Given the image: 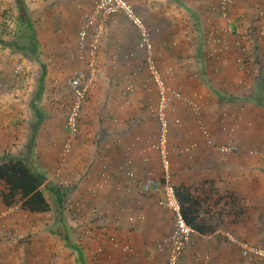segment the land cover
Wrapping results in <instances>:
<instances>
[{
  "label": "crops",
  "instance_id": "1",
  "mask_svg": "<svg viewBox=\"0 0 264 264\" xmlns=\"http://www.w3.org/2000/svg\"><path fill=\"white\" fill-rule=\"evenodd\" d=\"M12 1V9L4 4L1 12L4 16L0 17L1 20H7V16H10L8 12H13L16 24L17 9ZM130 1L151 31L155 44L154 59L163 77L183 95L182 99H173L169 110L172 124L168 154L172 183L192 186V192L197 197L206 192L204 190L207 188L195 189L196 186L203 182L205 184L206 179L215 180L219 191L215 194L207 192L211 194V200L216 194L233 193L240 196L243 211L238 214L237 222L227 219L224 225H218L215 219L218 213H215L208 222L212 232H193V240L200 242L222 238L219 242L223 252L218 253V264H234V260L240 255L238 248L230 243L226 244L222 236L233 231L235 236H245L240 227V224L246 223L245 197L247 191H254L252 187H246L245 177L251 175L250 170L259 169L253 160L259 161V154L253 148H246L245 145H251L252 142L245 136L248 133L246 126L249 124H253V129H258L259 132L264 127V107L250 100L264 66V0H232L228 16H224L221 11L219 0ZM96 2L97 0H27L41 48L51 49V52L54 49L72 48L73 54L77 55L75 58L78 69L90 70V77L87 75L95 86L87 96L80 131L68 152L65 151L68 134L61 143L60 151L61 147L57 148L59 141L52 129L42 128L41 124L50 127L43 120H48V112L51 111L49 108L39 107L35 96L30 101L36 114V122L30 135L28 153L32 155L34 148L35 153L41 156L40 159L44 158L47 162L45 169L48 174L52 171L53 177L63 170L67 177L76 178L78 188L75 191L70 190L63 182L61 184L67 190V203L78 204V207H82L89 198L84 196L87 192L83 188V181H79L80 178H98L93 186V203L100 211L96 222L103 228L107 227V231L98 227L100 235H105L101 242L103 246H97L102 250H95V255L103 258H100L101 264L114 262L111 258L118 250L123 254V262L116 260V264H153L155 258L164 254L159 249V244L170 235L174 218L171 211L159 205L162 192L155 190L145 194L136 183L139 180L143 185L152 175L158 178L164 174L158 149L159 137L156 138V134L151 138L150 134L152 129L155 132L159 130L158 122L151 112V106L158 104L159 92L156 85L152 84L151 88L148 84L150 72L146 54L139 47L140 33L122 13L115 14L105 24L94 62L88 57H80L79 30ZM256 33L259 38L254 40ZM238 42L247 49L246 53L249 55L243 66L238 65L239 56H244ZM223 44V49L217 54L215 50ZM65 54L64 52L61 56ZM44 62L47 66L45 73L41 69L38 91H42L49 76L48 63L43 61L42 64ZM257 66H260V70ZM190 100L198 105L199 113L194 112L188 102ZM99 114L101 121L98 119ZM177 119L180 123L175 122ZM202 126L209 130V137L203 135ZM231 134L237 144L240 141L242 145L238 144L239 152H219L216 146L226 143ZM244 138L248 142H244ZM12 152L7 154L1 151L0 156H21ZM56 161H60L58 168ZM223 205L225 204H214L213 208L220 209ZM255 208L262 209L257 205ZM72 215L66 207L63 222L72 229L70 236L74 239L76 231H73L70 224ZM139 216L144 219L136 220ZM54 221L58 226L48 236L45 251L35 253L34 264H75L74 260L78 264L77 255L73 256L72 262L70 254L64 255V258L49 243L54 240L52 236L59 235L55 233L60 226L56 216ZM219 235L220 238L217 237ZM111 236L115 237L118 245L119 241L125 243L114 245L110 240ZM57 237L63 240L60 235ZM129 240L133 244V252L127 253L122 246L129 243ZM194 244L196 245L195 242ZM14 251L16 250L5 251L0 255L9 258L11 254L14 255ZM39 255L46 260L40 259ZM86 255L84 252L85 264H90ZM186 257L189 264H210L206 260H193L191 255Z\"/></svg>",
  "mask_w": 264,
  "mask_h": 264
},
{
  "label": "rangeland",
  "instance_id": "2",
  "mask_svg": "<svg viewBox=\"0 0 264 264\" xmlns=\"http://www.w3.org/2000/svg\"><path fill=\"white\" fill-rule=\"evenodd\" d=\"M4 4L7 5L8 8L12 9L11 0H6V2L4 3L2 0H0V15L2 16H4V13L3 14L1 13L3 11ZM8 14L10 16H7L8 17L7 20H1L0 17V37L6 38V37L15 36V33L18 29L16 24H14L13 12L12 14L11 12H8ZM71 49L72 48H68L64 50L54 49L53 52H51V49L41 48V52L44 53L45 55H41L40 59H38L40 60V62H38L33 60L32 58L25 57L21 53H16L14 51L12 52L10 49L3 48L2 46H0V98H2V101L0 100V143H1L0 152L2 151V153L6 152L7 154H9L8 152L13 151L12 153L17 154L18 156L21 155L19 157L22 158L31 156V160L40 163V165L43 167V169L47 174L48 181H51L53 183L57 182L56 184H60L64 186L63 184H61V182H63L66 185V187H68L72 191H75L78 188V183H76L75 181L76 178L67 177L66 171L63 170L58 171L55 177H53L54 175L52 176L51 174L52 171L48 174V172L45 169L47 162L43 160L44 158L40 159L41 156L35 153L34 148L32 150L34 151L32 155L28 153L29 151L28 144L31 138L30 135L33 132V128L35 126L34 123L36 122V114L33 108L31 107L30 101H32V99H34L35 96L37 97L38 100L37 103L39 107L42 108L46 107L49 108V110L51 111L48 112L49 114L48 120H45V118L43 117L44 118L43 121L44 122L47 121L50 124V127H45L43 126V124L41 125L42 128L44 129H48V130L52 129V133L56 136V139H58L60 144L57 146V148L61 147V143L63 142V139L67 134L66 133L67 119L75 101V98L72 95L71 87L69 85V80L74 75V73L77 70H79L77 64L78 61L75 58L77 57V55H74L73 54L74 51H71ZM64 52L66 53L65 56H61V54ZM42 60L48 63L49 76L43 86L42 91H38V87L40 83L39 76L42 69L41 64L43 63ZM259 67L260 66H257L256 68L259 69ZM84 71L90 77L91 74L89 73L90 70H84ZM251 71H253V69H251ZM51 75H53L54 77H52ZM59 76L62 77L64 76V77L59 78ZM151 88H153V86H151ZM86 99L83 103L81 114H83L84 104L86 102ZM11 100H13V102H10ZM98 119L99 121H101L100 114ZM246 127H247L246 131L248 133L246 134L245 137L248 140H250V142L252 143L251 145H249L248 143L245 146L246 148H250V149L253 148L255 152L259 154L258 155L260 158L259 161L253 159L256 167L259 169L250 170L249 172L251 175L245 177L246 187H252L254 191L251 193L250 192L248 193L247 191V197H245V200L247 202L246 203L247 205L244 208V218L246 223L240 224V227L242 228L245 236L240 237V235L237 234L236 235L239 236L240 238H238L235 235L234 236L239 240L247 241L254 246H258L264 249V208H263L264 207V127L260 129L261 135L258 129H253V124L251 125L249 124ZM250 129H253V131ZM39 130H37V133ZM150 134H151V138L157 134L156 138L159 137L160 139V130H157L155 132L152 129V133ZM243 141L248 142L247 140H245V138L243 139ZM238 144H240V141ZM216 148L218 147L216 146ZM167 149L169 151L168 143H167ZM61 150L62 147L60 148V151ZM179 154L181 155L182 152H179ZM3 158L4 157L0 158V161ZM56 162H58V166H57L58 168L60 166V161H56ZM61 176L63 179L61 178ZM87 179L89 180L88 184H87ZM81 180L83 181L84 184L83 188L87 192V194H85V192L83 191V193L85 194L84 196L86 198L87 197L89 198L86 199V202H84V205L80 207L78 211H73L77 213L70 216L72 218L70 219L71 220L70 224L74 228L73 231H76L74 232V239L79 245L82 246L84 252L87 253L86 256H88V261L90 262V264H101L102 263L101 259L103 258L97 257L95 255V250L97 249V246L99 245L103 246L101 242L105 238L104 237L105 235L101 236L99 233L100 230L98 229V227L100 225H98V222H96V218H99L98 216L100 211L98 210L97 206L94 205L93 203V199H94L93 186L95 185L94 181H97L98 178L95 179V178L83 177L80 178L79 181ZM211 203H213V201ZM255 205H257L258 207H262V209L255 208ZM224 207L225 206L223 205L222 209L218 211L219 216L218 215L215 216L216 223L218 225H224V220L220 218L223 216L222 211L225 210L223 209ZM54 218H55L54 209L48 213L30 214L16 207L10 209L5 208L3 203L0 202V254L5 253V251L7 252L13 249L16 250L14 251V255L11 254L9 258H3L4 256L2 257L0 255L2 257L0 258V264L3 263L5 264V262L6 264H34L35 253L37 252L43 253L45 251V245L48 240V236L51 234V231L55 229L56 226H58L55 225L56 224L55 221L53 222ZM140 219L142 220L144 218L139 216L136 220L140 221ZM226 219L228 218H225V220ZM233 221L237 222L238 217L236 219H233ZM100 228L103 227L100 226ZM103 229L107 231L106 226ZM234 232L235 231H233V233ZM57 236L59 235L55 234L54 236H52L54 240H51L49 243L51 244V246L56 247V249L58 250V254H61L63 257L64 255L70 254V261H71L73 259V256H76V254L65 245V241H63L60 237L58 238ZM98 236L101 239H99ZM167 237L168 236H166V238ZM217 237L220 238L221 235ZM222 237H224L226 244L230 243L232 246L234 245L226 236H222ZM219 241H222V238L215 241H209V239L205 240L204 242L196 241V245H195L192 243V237H191L189 244L185 247L183 251L182 254L183 258H181V264H189V261L187 260L186 257L188 255L189 256L191 255L192 259L193 260L196 259L198 262H200L201 260H206L210 264L212 263L218 264V260L220 259L218 253L223 252V248L220 246ZM124 243L122 241H119L118 246ZM129 243H131L130 240ZM129 243L126 242V244ZM130 245L132 246L133 244L131 243ZM118 248L121 249V247ZM214 250L217 253L213 252ZM237 250L240 255L234 260V264H260V263L264 264V259L244 258L241 255L240 249L238 248ZM119 251L120 250H118V252L115 253V256L111 258L112 260H114V262L111 263L108 262V264H112V263L116 264V260H118L121 263L123 262V260L121 259L123 254L122 252ZM39 256L40 259L44 261L46 260L45 258L42 257V255ZM164 257L165 254H162L160 258L158 259L155 258V260L152 263L163 264ZM223 261H225V258L223 259ZM74 263L76 264L75 260ZM126 263L124 262L123 264Z\"/></svg>",
  "mask_w": 264,
  "mask_h": 264
},
{
  "label": "built area",
  "instance_id": "3",
  "mask_svg": "<svg viewBox=\"0 0 264 264\" xmlns=\"http://www.w3.org/2000/svg\"><path fill=\"white\" fill-rule=\"evenodd\" d=\"M231 3L232 0H219V7L224 16H228ZM117 13L124 14L138 29L140 33L139 47L146 54L148 68L152 75V79L158 88L159 101L154 112L160 130L158 149L162 158L165 179L161 182L155 175H152L143 183L142 188L146 193L155 190L162 192L161 198L159 199V205L168 209L173 214L174 226L172 232L161 244H159V249L162 251L165 245L168 247V253L163 264H181L183 251L189 244L194 229L188 225L184 218L182 205L177 195L176 187L171 181V160L168 154L167 143L172 124L169 117V110L171 109L173 99H182L183 95L180 91L166 84L163 74L154 59L155 44L151 31L146 26L143 18L137 13L130 0H97L93 11L85 17V21L79 30L78 46L80 57L82 59L88 57L91 62H94L105 24ZM225 32H228V30L225 29ZM89 40L91 41L89 42ZM237 44L239 45V48H242L244 54V56L240 55L238 58V63L240 66H243L247 49L242 47L240 42ZM223 47L224 44L215 50V52L217 54L220 53ZM69 85L75 101L67 119L68 137L65 145L66 152L69 151L72 141L79 133L80 128L78 121L82 112L83 103L88 94L95 87L92 80L89 79L86 72L82 69H79L74 73L69 80ZM188 102L193 107L194 112L199 113L200 110L198 105L191 100ZM175 122L180 123V120L177 119ZM202 132L205 137L210 136L208 129L204 128V126H202ZM217 149L223 154L238 153L239 145L233 137L230 136L226 143L221 144ZM189 150L190 148L187 149V151ZM132 219L133 218H131V220ZM226 237L240 249L241 255L244 258L264 259L263 248L254 246L247 241L239 240L232 233H226ZM110 240L114 245H118L114 236H111ZM122 249L127 253L133 252V248L128 244L123 245ZM99 250L101 251L102 248H99Z\"/></svg>",
  "mask_w": 264,
  "mask_h": 264
},
{
  "label": "trees",
  "instance_id": "4",
  "mask_svg": "<svg viewBox=\"0 0 264 264\" xmlns=\"http://www.w3.org/2000/svg\"><path fill=\"white\" fill-rule=\"evenodd\" d=\"M12 4L14 8L17 9L16 24L18 29L15 33V36L6 38L0 37V46L3 48H8L12 52L14 51L16 53H21L25 57L32 58L33 60L40 62L38 59H40L41 55L45 54L41 52L42 44L39 40L36 27L30 15L27 0H13ZM258 36L259 35L256 33L254 40H257L259 38ZM248 58L249 55L246 54L245 60L243 61L244 65L247 63ZM238 65L240 66L239 63ZM41 68L45 73L46 64H42ZM263 70L264 68L261 70V73L259 72L260 78H258L257 88L255 93L250 96V100L255 101L257 104L264 107ZM148 84H150V86L152 84H154V86L156 85L152 79L151 73L149 74ZM166 84L170 86L167 82ZM156 107L157 105L151 106V112L156 121H158L154 112ZM40 117L42 116L40 115ZM81 117L82 114L80 115L78 121L79 128ZM231 136H233V134H231ZM158 179L163 182L165 179L164 174L160 176V178L158 177ZM137 186L139 189H141L143 186L139 180ZM175 187L182 205L183 215L186 222L195 231H198L202 234H208L212 232V227L208 223L209 218L222 209V207L220 209L212 208L215 202L216 204H225V207L223 208L225 210L222 211V215L224 217H220L224 221L227 220H225V218L233 221V219L238 217V214L242 210V204L239 202L240 196L238 194H216L213 200L210 199L211 194L209 193L215 194L219 191V185H216L215 180L206 179L205 184L203 182L202 184L196 186L195 189L207 188L208 190H204L206 192H202V194L198 195L197 197H195L194 193L192 192V186L180 184L175 185ZM143 193L146 194L144 191ZM212 201L213 203H211ZM0 202L3 203L5 208L10 209L16 207L30 214L48 213L54 209L57 221L60 223L59 230H56L55 233L59 234L65 241L66 246L77 255L76 261L78 264L86 263L82 246L70 236V234H72V229L68 228V225L63 222V211L66 209V207L72 214H76L77 212L73 211H78L80 207H78V204L67 203L66 188L60 184L48 181L47 174L40 163L31 160L30 156L23 158L16 156H6L1 159ZM193 238L194 234H192V243L194 244V242L196 243V240H193ZM163 253L165 255L168 253V247L166 245L163 248Z\"/></svg>",
  "mask_w": 264,
  "mask_h": 264
}]
</instances>
